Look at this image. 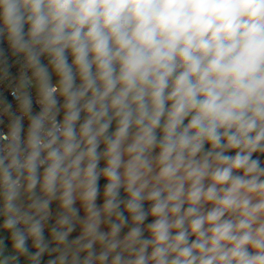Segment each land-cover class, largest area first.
I'll return each instance as SVG.
<instances>
[{
  "label": "clouds",
  "instance_id": "clouds-1",
  "mask_svg": "<svg viewBox=\"0 0 264 264\" xmlns=\"http://www.w3.org/2000/svg\"><path fill=\"white\" fill-rule=\"evenodd\" d=\"M5 43L0 264H264V0H0Z\"/></svg>",
  "mask_w": 264,
  "mask_h": 264
},
{
  "label": "built area",
  "instance_id": "built-area-1",
  "mask_svg": "<svg viewBox=\"0 0 264 264\" xmlns=\"http://www.w3.org/2000/svg\"><path fill=\"white\" fill-rule=\"evenodd\" d=\"M0 47H4L5 49H7L6 43L5 44H0ZM44 62L46 63L47 61L45 60ZM17 67H13L12 68V72H13L14 75L17 73ZM2 90H3V86L0 85V91H2ZM5 95L8 96L9 101L13 103V107L15 108V102L13 101L10 93L5 92ZM33 110H34V112H38L39 111V106L35 104V98H34V103H33ZM6 124H7V121H5L4 125H0V131H6ZM25 127H26V125H25Z\"/></svg>",
  "mask_w": 264,
  "mask_h": 264
},
{
  "label": "trees",
  "instance_id": "trees-1",
  "mask_svg": "<svg viewBox=\"0 0 264 264\" xmlns=\"http://www.w3.org/2000/svg\"><path fill=\"white\" fill-rule=\"evenodd\" d=\"M229 154H234V153H229ZM105 183V181L103 180V178L100 181L101 187L103 186V184ZM151 219V218H150Z\"/></svg>",
  "mask_w": 264,
  "mask_h": 264
},
{
  "label": "rangeland",
  "instance_id": "rangeland-1",
  "mask_svg": "<svg viewBox=\"0 0 264 264\" xmlns=\"http://www.w3.org/2000/svg\"><path fill=\"white\" fill-rule=\"evenodd\" d=\"M53 82H55V78H53Z\"/></svg>",
  "mask_w": 264,
  "mask_h": 264
},
{
  "label": "crops",
  "instance_id": "crops-1",
  "mask_svg": "<svg viewBox=\"0 0 264 264\" xmlns=\"http://www.w3.org/2000/svg\"><path fill=\"white\" fill-rule=\"evenodd\" d=\"M101 166H103V162H102ZM53 207H54V206H53Z\"/></svg>",
  "mask_w": 264,
  "mask_h": 264
}]
</instances>
